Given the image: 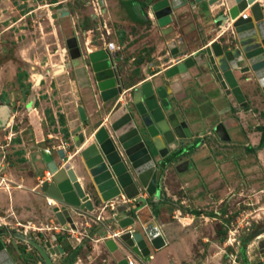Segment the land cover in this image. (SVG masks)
<instances>
[{"label":"rangeland","instance_id":"rangeland-1","mask_svg":"<svg viewBox=\"0 0 264 264\" xmlns=\"http://www.w3.org/2000/svg\"><path fill=\"white\" fill-rule=\"evenodd\" d=\"M156 1L0 0V190L17 186L13 173L25 170L26 155L30 159L31 152L37 154L47 146L73 150L66 110L77 96L75 65L89 62L94 48L115 42L121 53L120 69L128 83L139 79L146 69H159L161 60L156 53L162 33L161 37L157 33L159 25L151 8ZM259 3L264 10V0ZM189 14L196 23L199 14L194 10ZM219 24L212 35L223 32ZM207 28L205 20L198 22L192 33L195 42L206 35ZM73 36L78 38L82 58H71L67 40ZM66 64L71 65L67 77L57 78L56 72ZM83 71L87 76L88 70ZM252 83L260 99L256 105L250 100L248 108L241 106L244 116L236 117L241 138L230 140L215 132L207 141L198 140L191 150L179 155L183 162L179 169L187 171V179H195L191 186L182 188L172 173L167 182H161L169 207H180L184 216H203L212 239L224 248L223 264L264 260V233L255 235L264 229V92L255 79ZM63 102L68 103L66 108ZM195 152L198 154L194 156ZM207 158L214 165L199 167ZM196 188H201L199 195L206 203H196L198 198H192L189 201L193 204H182V198L167 194L179 195ZM94 234L84 232L80 254L86 263L93 259L91 264H104L102 252L97 256L92 253ZM28 256L31 264H39L38 255ZM75 259L71 255L70 264ZM212 263L217 264L216 260Z\"/></svg>","mask_w":264,"mask_h":264},{"label":"crops","instance_id":"crops-1","mask_svg":"<svg viewBox=\"0 0 264 264\" xmlns=\"http://www.w3.org/2000/svg\"><path fill=\"white\" fill-rule=\"evenodd\" d=\"M218 8V6L210 7L207 2L196 6L187 4L181 7L172 15L171 24L166 27L159 26L157 33L159 36L162 33L159 50L156 53L157 59L161 60L160 65L157 66L159 69L155 71H148L146 69L139 79L131 83H128V77L122 72L128 89L119 104L130 101V91L134 87L138 88L146 82H151L155 86L162 85L164 81L168 80L172 88L170 99L177 109L174 112L177 113L181 121H185L189 125L193 134L190 138L180 139L182 147L169 153V156L166 158V163L168 162L165 166L167 167L166 173H164V170H160L159 173V193L155 197L156 201L153 202L154 204L149 202L154 217L163 231L166 245L160 249L151 247L152 252L150 258L147 260H143L136 254L128 252L121 247L128 259L134 261V264H201V262L213 264V260H216L217 264H223L222 262L224 261L222 260L224 248L220 246L219 242H215L212 239L210 230L203 221V216H196L194 214L184 216L180 207H169L170 205L166 203L167 198L162 191L161 185L163 180L167 182L168 175L172 173L182 188H186L187 184L191 186V182L195 179H187V171L179 169L183 163L181 162L182 157H179V155H183L191 150L198 140L207 141L215 132L222 138L225 136V138L227 137L230 140L241 138L239 132L240 121L236 117L241 118L244 116L242 107L232 94L226 93L215 72L209 63H207L206 48L215 40H219L225 45L226 40L232 36V29L224 30L228 27V23H224L220 17L224 14V10L222 9L219 13H214ZM191 10L199 14L196 23H194V20L191 19V14H189ZM204 20L208 25L207 33L195 42L194 39L196 38H193L192 35L194 27H196L198 22L200 23ZM216 23L223 25V32L212 35L216 28ZM167 27H171L172 30L165 33L164 30ZM109 43H106L103 48H109L111 52L119 53L115 42H112L114 44L112 47H109ZM175 47L179 49L177 54L172 53ZM97 49L100 48H94L93 51ZM119 57L121 58V53H119ZM189 57H193L196 60L195 66L191 67L184 74H178L168 79L166 71ZM118 64L121 67L120 61H118ZM75 66L77 77L74 78V87L77 91L75 93L77 96L72 100V107H67V110L65 109L67 127L71 133V145L74 146V151L71 150L70 152L65 146H59L57 149L47 146L42 149H49L52 152L55 160L58 161L59 167H63L68 162L70 163L86 192L91 195L95 202V209L88 211L87 209L79 210L76 208V211H74L75 208L69 206L74 223H67L65 226H62L53 211L54 207H61L62 203L43 190L41 184L42 179L46 181V174L49 171L41 152H37V154L31 152L30 159L26 155L25 170L13 173L15 175L14 178H16L14 182L17 186H13V189L10 190L8 188L0 190V210H5L4 214L0 212V225L8 228L12 234H17V236L25 235L28 239L22 240L18 237L3 236L4 241L9 244V250L16 264H31L28 254H34L35 257L38 255L40 258L38 263L47 264L40 251L29 240L35 241L44 247L54 264H70L71 255L74 259L76 258L73 264H91L95 260L92 259L86 263L80 253L82 246H84L82 242L84 232L92 233V231L95 232L92 237L94 248L92 253L97 256L98 252H102L105 255L103 259L104 264H120L106 246V240L101 238L103 229L108 230V236L122 230L117 224V213L106 207V205L110 202L116 204L122 203L124 196H120L107 203L100 202L97 194L88 184L87 173L81 159L76 156L79 148L75 147V138L78 137L80 131H84L87 135L94 134L102 125L108 124V118L114 111L117 103L111 102L107 104L102 102L98 91L95 89L89 62L79 63V66ZM70 68V64L63 65L56 72L58 74L57 78L67 77L66 74H68ZM84 69L88 70L87 76L86 72L83 71ZM235 73L240 86L247 96L248 102L251 100L256 105L259 102L260 96L255 93L254 84L252 81L244 80L239 71H235ZM63 103L66 108L68 103ZM80 107H83L87 116L85 121L81 117ZM221 123L225 125L226 130L223 127L220 128L219 125ZM79 128H81L80 131ZM59 149L65 150L66 159L64 161H60L58 155ZM32 154L33 157L36 156V162H34ZM196 154L198 152H195L194 156ZM210 165H214V163L212 159L208 158L198 164L202 168ZM189 190L186 189L185 193H180L179 195L171 191H168L167 194L176 199L182 198V204H190L193 201L191 200L192 198H198L194 200L196 203H206L202 199L203 196H200L202 195L200 194L201 188H198L197 191ZM142 195L149 200L147 193L143 192ZM205 197L210 198L208 195H205ZM49 199H51L52 204H49ZM191 204L193 203L191 202ZM98 215L102 217L100 221L96 220V216ZM22 226H25L26 229L21 228ZM11 240L12 242H10ZM13 242L17 247L12 245ZM48 242L51 244L50 249H54L55 253L49 252ZM57 247L58 250H55ZM198 248L203 250L202 254L199 253L201 251H198ZM206 250L207 254L204 256L203 254L206 253Z\"/></svg>","mask_w":264,"mask_h":264},{"label":"water","instance_id":"water-1","mask_svg":"<svg viewBox=\"0 0 264 264\" xmlns=\"http://www.w3.org/2000/svg\"><path fill=\"white\" fill-rule=\"evenodd\" d=\"M204 2L210 7H223L221 20L228 23V30L232 29V36L225 45L215 40L206 48L207 63L226 93L232 94L240 105H246V95L235 71H239L241 77L248 81L255 79L264 92V11L259 0H158L152 3L151 8L158 25L166 27L171 24L172 15L181 7ZM171 30V27H167L164 32ZM67 44L72 59L82 58L77 37L69 38ZM178 52L179 49L175 47L172 53ZM88 60L100 99L103 103L117 104L108 118V124L102 125L94 134L87 135L79 128L80 132L75 138V147L79 148L76 156L81 159L88 184L100 202L107 203L120 196L126 199L114 210L117 224L122 230L106 239L108 249L120 264H129L123 249L147 260L152 252L151 247L160 249L166 245L163 231L149 205V202L156 201L159 193L160 170H164L168 164L166 158L169 153L182 147L180 139L190 138L193 134L189 125L174 112L177 109L170 99L172 88L168 80L162 85L146 82L138 88L134 87L130 91V101L119 104L128 89L118 64L119 53L100 48L91 51ZM195 64L196 60L189 57L169 68L166 76L170 79L184 74ZM79 111L85 121L87 116L83 107ZM219 126L226 130L223 123ZM41 154L53 177L52 181L42 183L43 190L62 203L61 207L56 206L53 210L59 223L62 226L74 223L69 206L75 208L74 211L76 208L93 211L95 202L70 163L59 167L49 149H41ZM58 155L60 161L66 159L64 149H59ZM143 192L147 193L149 200L142 195ZM262 233L264 229L255 235ZM102 234V237H107L108 230L103 229ZM6 235L28 239L25 235L12 234L8 228L0 225V264H16L9 244L3 239ZM29 241L37 247L47 264H54L44 247ZM12 245L17 247L14 242ZM47 246L49 252L55 253L54 249H50V242ZM261 253L264 257V249ZM255 264H264V261Z\"/></svg>","mask_w":264,"mask_h":264},{"label":"built area","instance_id":"built-area-1","mask_svg":"<svg viewBox=\"0 0 264 264\" xmlns=\"http://www.w3.org/2000/svg\"><path fill=\"white\" fill-rule=\"evenodd\" d=\"M112 46H114V44H113L112 42H110V43H109V47H112ZM48 176H49V177H48ZM51 178H52V175L48 172L46 181H47V180H50ZM44 181H45V179H42V180H41V184H42ZM125 200H126V199L124 198V201H125ZM49 204H52V203H51V199H49ZM117 205H118V204H116V203L110 202L108 205H106V207H109L110 209H112V210L114 211ZM101 219H102L101 215L96 216V220L100 221ZM114 234H115V233H114ZM112 236H113V235H109V236H107V237H112ZM107 237H105V238H107ZM102 239H104V238H102ZM263 261H264V260H263ZM129 263H130V264H134V261L129 259Z\"/></svg>","mask_w":264,"mask_h":264},{"label":"flooded vegetation","instance_id":"flooded-vegetation-1","mask_svg":"<svg viewBox=\"0 0 264 264\" xmlns=\"http://www.w3.org/2000/svg\"><path fill=\"white\" fill-rule=\"evenodd\" d=\"M246 99H247V96H246ZM248 100H247V104L246 105H241V106H243L244 108H248L249 106H248ZM240 105V104H239Z\"/></svg>","mask_w":264,"mask_h":264},{"label":"bare ground","instance_id":"bare-ground-1","mask_svg":"<svg viewBox=\"0 0 264 264\" xmlns=\"http://www.w3.org/2000/svg\"><path fill=\"white\" fill-rule=\"evenodd\" d=\"M246 14H248V11H246Z\"/></svg>","mask_w":264,"mask_h":264}]
</instances>
